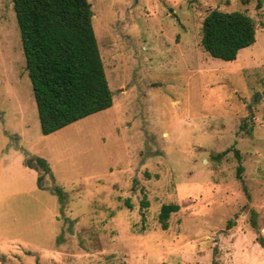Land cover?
I'll return each mask as SVG.
<instances>
[{"label": "rangeland", "instance_id": "rangeland-1", "mask_svg": "<svg viewBox=\"0 0 264 264\" xmlns=\"http://www.w3.org/2000/svg\"><path fill=\"white\" fill-rule=\"evenodd\" d=\"M89 2L114 103L43 134L0 0V264H264V0ZM213 9L255 21L236 60L200 43Z\"/></svg>", "mask_w": 264, "mask_h": 264}, {"label": "trees", "instance_id": "trees-1", "mask_svg": "<svg viewBox=\"0 0 264 264\" xmlns=\"http://www.w3.org/2000/svg\"><path fill=\"white\" fill-rule=\"evenodd\" d=\"M12 2L42 133H53L111 107L113 92L89 0ZM256 33L254 19L245 12L213 9L204 18L200 43L212 57L233 61L241 49L256 41ZM29 157L28 166L51 172L44 158ZM242 169L239 166V177ZM55 191L61 193L59 187ZM179 209L176 203L162 205L159 220L163 229L168 228L170 214Z\"/></svg>", "mask_w": 264, "mask_h": 264}]
</instances>
